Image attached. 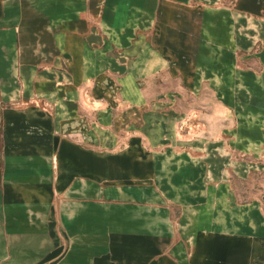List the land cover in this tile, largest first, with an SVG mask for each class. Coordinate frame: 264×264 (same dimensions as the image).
<instances>
[{
	"label": "crops",
	"instance_id": "crops-1",
	"mask_svg": "<svg viewBox=\"0 0 264 264\" xmlns=\"http://www.w3.org/2000/svg\"><path fill=\"white\" fill-rule=\"evenodd\" d=\"M203 77L264 145V0H0V264H264L260 201L137 127Z\"/></svg>",
	"mask_w": 264,
	"mask_h": 264
},
{
	"label": "rangeland",
	"instance_id": "rangeland-1",
	"mask_svg": "<svg viewBox=\"0 0 264 264\" xmlns=\"http://www.w3.org/2000/svg\"><path fill=\"white\" fill-rule=\"evenodd\" d=\"M203 79L202 90L185 94L184 103L188 104H185L182 119L176 118L178 115H175L174 108H170L173 103H177V95L168 93L164 98L166 101L162 102L163 99L160 101V98H156L147 105L145 121L139 120L137 127L155 135L152 136L151 142L157 143L159 151L162 152L161 156L165 158L163 173L168 176L164 175V179L170 177L174 166L182 165L179 178H184L187 182L197 179L226 180L227 184L232 185L233 202L234 199H257L261 203L259 207L264 208V145L241 149L239 135L243 133H240V129L242 127L244 131L246 126L239 123L238 112L232 111L231 114L219 106L222 101L235 103V93H213L208 90V82L204 77ZM214 86L216 85L210 87ZM164 103H167L168 107H165ZM202 160L210 163L213 170L204 173L190 169L192 162L198 163L194 166L198 168ZM171 190L173 196L181 195V189L178 188L167 189L166 194ZM194 191L198 193L199 188L195 187ZM216 191L214 189V192ZM184 192L192 195L191 187L183 188L182 193Z\"/></svg>",
	"mask_w": 264,
	"mask_h": 264
}]
</instances>
